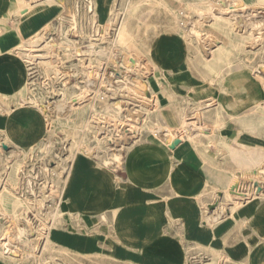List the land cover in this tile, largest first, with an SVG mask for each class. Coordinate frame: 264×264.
Segmentation results:
<instances>
[{"label": "rangeland", "instance_id": "374dc122", "mask_svg": "<svg viewBox=\"0 0 264 264\" xmlns=\"http://www.w3.org/2000/svg\"><path fill=\"white\" fill-rule=\"evenodd\" d=\"M208 2L210 0H109L101 5L96 1L91 13L95 16L89 22L84 19L89 2L67 0L70 15L60 14L54 23L45 26L44 31L31 39L41 40V35L55 39L51 48L36 52L25 50L26 55H23L32 58V62L26 59L33 68H30L28 102L35 103L44 113L47 131L40 142L20 148H17L18 142L7 140L5 132L0 131V182L9 177L8 168L17 159L10 151L22 150L24 174L21 171L16 177V192L25 195L31 206L26 218L21 220H11L0 214V264H205L214 258V253L210 251H202L193 244L180 243L176 225L178 222L172 219L170 226L166 223L168 226L164 227L162 213L155 211L148 214L147 203L144 201H139V211L132 212L126 208L114 217L109 212L106 222L100 223L96 214L86 210L77 213L75 207L67 202L66 195L63 197L62 194L70 170L74 174L83 166L100 167L103 164L112 169L121 165L129 155L126 152L129 150L119 145H137L148 138L166 142L175 138L172 129L163 125L161 109L157 103L155 108H150L144 114L142 103L132 95L127 96L124 89L120 90L125 85L129 88L138 87L148 99L150 95L145 81L152 76V71L149 70L150 66L143 65L146 64L144 54L152 55L153 47L163 44V39L185 44L191 51L195 62L187 67L186 73L192 77L201 78L202 74L208 72L201 62L200 50L208 45L211 49L216 44L220 46L228 42L230 37L243 40L241 53L248 60L258 62L260 54L256 50L261 46H257H263V43L255 42L264 40L257 33L264 28L263 24L260 25V21L264 22V9H261L263 4L254 5L247 0L226 1L227 9L236 10L235 13L245 20L249 31H241L238 27L220 25L214 14L207 13ZM242 4L250 8L242 9L239 7ZM52 6L56 8L58 5ZM117 14H122L127 23V42H119L110 52L109 43L118 38V22L113 23L114 27H107L114 22ZM185 19L189 21L190 27L202 33L199 40H193L194 45L189 44L185 31L180 27V20ZM226 30H232V33ZM167 33H173L174 36H168ZM244 34L252 37L246 38ZM48 38L46 39L51 40ZM73 41L79 44H74ZM29 42L30 40L27 41ZM25 45L26 43L24 48ZM75 46L79 47L78 51L74 49ZM247 46H251L252 51H248ZM124 52L126 57L122 56ZM38 55L49 57L51 63L37 58ZM112 55L120 59V62L129 57L138 67L120 73L112 63ZM53 64L57 65L52 66ZM112 73L120 76V86L107 88L106 84L101 83V79L110 78ZM121 79L129 83H122ZM102 92L109 96L108 104L105 103ZM80 97H85L86 104L83 108L75 105L74 100ZM2 100L9 105L13 102L16 104V100ZM187 120L184 117L183 124L189 128L193 123L190 124ZM105 125H108L109 130L103 133ZM195 125L196 123L193 127ZM107 134L112 138L110 145L103 141L99 143L98 138ZM3 141L9 142L3 145ZM85 146L99 149L100 157L87 155L82 149ZM84 155L92 159L84 158ZM259 178L264 180V174ZM238 180L236 193L240 189ZM120 185L122 188L127 187L124 182ZM215 198L223 206L221 197ZM155 207L161 208V202L156 201ZM135 215L137 219L134 218ZM45 222L56 223L50 236L51 243L47 246L43 240L47 234L43 229ZM131 226L135 232L131 237L126 236L124 228ZM164 232L169 235L164 240L166 242H157L164 239ZM38 237L42 239L33 250L31 241ZM152 239L155 243L146 242Z\"/></svg>", "mask_w": 264, "mask_h": 264}, {"label": "crops", "instance_id": "0c3cea01", "mask_svg": "<svg viewBox=\"0 0 264 264\" xmlns=\"http://www.w3.org/2000/svg\"><path fill=\"white\" fill-rule=\"evenodd\" d=\"M85 1L92 11H88V3L84 19L91 22L96 1L105 5L109 0ZM247 1L254 5L264 2ZM52 4L47 0H0V105L5 106H0V131L18 142L19 148L40 142L47 131L44 113L21 103L22 90L30 81V63L20 48L60 14L70 15L67 0L66 6L56 4L54 8ZM115 17L120 19L117 41L126 43L127 23L122 14ZM172 41L163 39V44L153 47L152 55L145 53L143 65L152 71L145 81L148 99L156 101L163 125L180 142L148 138L126 151L125 161L112 169L99 164L83 166L74 174L70 170L62 194L77 213L96 214L100 223L106 222L109 212L114 217L126 208L139 211L138 203L144 201L148 214L162 213L164 227L172 219L178 222L180 243L214 253L205 264H264V199L256 198L232 211L231 203L220 206L215 198L233 187L236 190L237 179L240 188L248 186L251 175L259 176L264 169V40L255 42L263 43L257 46L261 47L256 50L260 54L256 63L241 53L243 40L232 37L207 54L200 50L201 62L208 69L201 78L186 73L195 62L191 51ZM2 98L16 100V104H6ZM184 117L188 123H196L195 127H186ZM244 174L246 177L241 176ZM123 182L127 187L122 188ZM156 201L161 208L155 207ZM124 229L126 236L135 232L132 226ZM166 237L164 232V239L157 242H166Z\"/></svg>", "mask_w": 264, "mask_h": 264}, {"label": "bare ground", "instance_id": "6f19581e", "mask_svg": "<svg viewBox=\"0 0 264 264\" xmlns=\"http://www.w3.org/2000/svg\"><path fill=\"white\" fill-rule=\"evenodd\" d=\"M47 1L48 2H54L55 4H58L59 6H65V2H66L65 0H47ZM226 1L227 0H210V2H208V6H207V13L214 14V16L216 18H218V22H219L220 25H224V26H229L230 25L232 27H238L241 31H243V30L249 31V29L246 28L247 27L246 22H245L244 19L241 18V15H238V13L236 14L235 13L236 10H234V9L233 10L227 9V7L225 5ZM260 3L263 4V8H261V9H264V2H260ZM244 5L245 4H242L239 7L242 8V9L250 8L249 6H244ZM201 10H203V8H201ZM88 11H92V6H91L90 3H89ZM209 17H210V15H209ZM112 21H113V19H112ZM115 22H118L117 26H119L120 19L119 20L118 19L114 20V22L109 23V26L110 27L113 26V23H115ZM180 22H181L180 23V27L186 33L187 41H189V43L194 45L193 40H199L200 37L202 36V33L194 30V28H192V26L190 27L189 21L187 19L182 20V21L180 20ZM257 33L264 38V28H262L261 31H257ZM46 38H48V37H46ZM46 38H44V36L41 35V40L40 39L38 41L37 40L36 41H31L30 40L29 43L26 42L25 48H24V46H22L23 48L21 47L20 49H22L24 51L26 50V52L27 51L36 52V51H39L41 49L51 48V45L53 44L52 42L55 39H52V37H51V38H48V39H51V40H47ZM73 42H74V44H77V45L79 44L77 41H73ZM38 43H40V44H38ZM117 44H118L117 39H113L109 43L108 46H109L110 52H111V49H114ZM74 49H76L78 51L79 47L75 46ZM32 55H33V53H32ZM68 55H70V53ZM126 55L127 54L124 52L122 56L126 57ZM24 58L25 59H29L26 56H24ZM37 58H40L41 60H44L46 63H51L49 61V57H43V56H39L38 55ZM111 59H112V63L116 66V68L119 69L118 71H120V73L123 72V70H128L129 71V70H134L136 67H138L137 64H135L132 61V59H129V57H127V60H122V62H120L121 60L117 59V57L115 55H112ZM29 61L32 62V58H30ZM55 65H57V64H53L52 66H55ZM47 66H48V64H47ZM105 67H106V65L104 66V73H105ZM30 68L33 69L31 67V65H30ZM30 68L28 67L29 75H31L30 74V70H31ZM114 74L115 73H112L111 74L112 76L110 78H108V79L107 78L103 79V77H102L101 83L102 84H106L108 86L107 88H109V87L113 88L114 86L115 87H119L120 85L118 84V82L120 81V76H115ZM108 76H110V75H108ZM122 79H121L122 83H125V84L129 83V82L126 83ZM29 88L30 87H29V81H28L27 85H25V87L23 88L22 93L20 92L21 93V97H22L21 103H29L28 102L29 99L27 97V94H28L27 92L29 91ZM120 88H121L120 90H122V89L125 90L123 92L126 93L127 96H129V95L131 96L132 95L133 98L136 99V101L142 103V106H143V109H144V114L147 111H150V108L148 106H152L151 108H155L156 107V101H151V100L145 98L144 93L140 89H138V87L129 88L128 85H125L124 87L121 86ZM117 90H118V88L115 90V95L117 94ZM102 93H104V98L103 99H104L105 103L108 104L109 96L105 95L106 92H102ZM74 101H76L75 105H77V107H79V108H83L85 106V104H86L85 97H80V98H78L77 100H74ZM29 104L38 108V106H36L35 103H31L30 102ZM1 105H3V104H1ZM110 105H113V104L111 103ZM22 106H24V105L22 104ZM133 114H135V113H133ZM132 121H133V119H131V122ZM113 122L115 123V120H113ZM104 129H105V131H103V133H106L107 129L109 130L108 125H105ZM7 140H8V138H7ZM111 140H112V138L108 137V134H107V136L105 135V136H102L101 138H98V142L99 143H101L103 141L106 145H110ZM8 142L9 141H3V145L4 144H8ZM133 145L132 144H125V145H119V147H121V148L123 147V148H127L128 150H131ZM17 148H19V147H17ZM98 148H96V149H98ZM82 149L84 151H86V154L89 155V156L100 157L99 156L100 155V150L99 149L98 150H94V148L93 147L91 148V146H85V147H82ZM10 152H12L17 159H15V164L9 166V168H8L9 172H8L7 176H9V177L7 179L6 178L2 179L1 182H0V214L1 215L4 214V215L8 216L11 220H21V219L26 218V216L28 215V213L30 211V208H31V206L29 205L30 203H28L26 196L25 195L24 196L20 195V194H18L16 192V185H17L16 177L19 174H21V171H22V174H24V169H23V166H22V163H21L23 151L19 149L18 151L11 150ZM2 162H3V160H2ZM101 163H103V161ZM8 170H6V171H8ZM241 176L246 177L245 175H241ZM250 178L254 179L255 181H259V178H258L257 174L256 175L252 174ZM101 181H102V179H101ZM236 192H237V190H235V191H232V190L231 191H225L224 196L221 197L223 205L226 204V203H230L231 202V205H229V208H231L232 211H234V209H236L237 207L242 206V205H244V204H246V203H248V202H250V201H252V200H254L256 198L264 199V192L259 197H256V195L254 193L250 194V196H245V194H237ZM40 201H41V203H43L42 200H40ZM97 205H99V204H97ZM222 208H224V207H222ZM205 212H207V211H205ZM209 217H210L209 215L205 216L206 219H209ZM216 220H217V218H216ZM55 224L56 223H54V222L53 223H51V222H45L44 223L45 228L43 226V229H44V231H46L47 234L45 235V238L43 240L45 241L46 246L50 245V243H51L50 236L52 234V230H53ZM40 239H42V238L38 237V238H35V239H33L31 241V247H32L33 250H35L37 248V245H38ZM1 257H2V255H1ZM5 258H6V256H5Z\"/></svg>", "mask_w": 264, "mask_h": 264}, {"label": "built area", "instance_id": "2783aa9c", "mask_svg": "<svg viewBox=\"0 0 264 264\" xmlns=\"http://www.w3.org/2000/svg\"><path fill=\"white\" fill-rule=\"evenodd\" d=\"M262 24L264 25V22H262ZM202 51L205 54L210 52L211 51L210 45L204 47ZM263 174L264 172L262 171L260 173V176H258V178L261 177V175ZM263 192H264V180L259 178V181H255L254 179H251L248 183V186L240 188L237 194H245V196H250V194L254 193L256 197H259L262 195Z\"/></svg>", "mask_w": 264, "mask_h": 264}, {"label": "water", "instance_id": "95a60500", "mask_svg": "<svg viewBox=\"0 0 264 264\" xmlns=\"http://www.w3.org/2000/svg\"><path fill=\"white\" fill-rule=\"evenodd\" d=\"M180 142V139L179 138H175L174 140H173V144H178ZM235 190V188L233 187L232 188V191H234Z\"/></svg>", "mask_w": 264, "mask_h": 264}]
</instances>
